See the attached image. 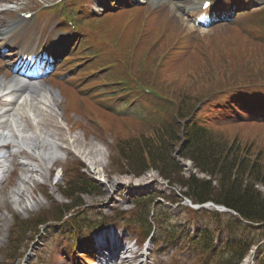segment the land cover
<instances>
[{
	"label": "rangeland",
	"instance_id": "1",
	"mask_svg": "<svg viewBox=\"0 0 264 264\" xmlns=\"http://www.w3.org/2000/svg\"><path fill=\"white\" fill-rule=\"evenodd\" d=\"M56 1L57 0H5L0 2V10H4L7 7L10 9L16 7L17 10L20 8L22 10H34L37 9V6L41 5V2L48 6L53 5ZM3 2L8 3V6L7 4L2 5L1 3ZM196 2L198 1L184 0L181 5L183 7H191ZM246 2L248 1L244 0L243 5ZM122 3L131 8H133V6L144 7V9H138V12L145 9L153 11L157 10L159 13H162V11L167 12L168 18L171 21L176 20L175 23L177 24V27H182L187 36L199 35L204 37L203 39L212 43L213 50L219 51L216 44L220 45V39H218V43L214 44L212 40L216 39V35L211 38L210 36L217 32V35L222 33L225 30L223 29V26L213 24L207 28L196 27L192 17L188 18V16H185V18H183V16L175 12L170 5L154 6L151 3H141V1L135 2L133 0H87V8H85L86 10L81 17H86L87 14L92 16L91 12L98 14L97 16L103 15L104 13L107 15L108 11L117 12V15L120 16V13H122V10H120L122 9ZM126 6L124 8H126ZM251 6V11L261 9L262 6H264V0H259L258 3L255 4L251 3ZM239 10L240 7L232 12V16H237ZM108 17L109 16H104L101 23H109L108 21L111 22L112 20ZM13 19H15V16L12 12L0 15L2 29L6 28V25L4 24L5 20H7V23H11ZM43 20H45V18H43L42 21ZM56 23V19L53 17H51L49 21L47 20L46 26L49 25V34L48 31L46 32L47 28L41 32L39 28L40 23L37 26H28V29H26L25 32L21 31L20 33H17L18 37L15 36L17 44L13 45V49L19 46V48L25 47L26 50L30 49V51H34L37 47L41 48L46 44L47 50L49 49V52L52 51L56 56L58 54V49H62V47L65 48L66 42H70L68 37H65L66 39L64 41L61 40L63 43L56 41L58 33L53 30ZM132 32V27H129L127 35H131ZM24 35L26 36V39L24 38ZM50 35L52 38L49 41ZM226 36L230 35L227 34ZM132 37L133 35L127 39V42H130ZM222 42L223 45L230 44L225 41ZM149 46L150 45L146 46V48L148 49ZM14 53H10L11 55L6 53L5 55L8 56L3 58L9 60V58H13ZM241 56L244 63L252 64L251 62H253V65L262 62L264 63V51L255 49L252 46L247 48L245 54L241 53ZM211 58L219 61L221 60L217 54L211 56ZM194 61L196 63L195 65L187 67L184 70V72H186V70H188V72H193V76H191L192 73L190 72L189 77L191 80H185V78H183L178 83L174 80L166 81L161 86L164 94L176 99L178 98V94H180L179 89L183 87L188 88L191 84L197 89L202 81L210 80L211 77H204L205 79L203 78L200 83H196L195 76L197 74H199V76L205 75V67L204 64L198 60L196 61V59H194ZM1 63L2 62H0V66H3V64L7 62L5 61L4 63ZM140 64L142 67V63ZM233 65V63L232 65H227L231 68V72L237 74L242 72V69L240 68L241 65L238 61L237 64ZM194 67L195 69L192 70ZM63 68H65L64 72L68 69L66 66ZM222 69H224L223 66ZM225 74L222 72V75ZM46 79H49V77H46L39 82L28 83V86L31 85V91H27L28 93L26 97L28 103L36 100L41 102L39 106L44 114V118H47V122L44 119L46 128L40 129L38 132H31L30 130L24 129L23 123L20 121H15L13 118H9V123L15 130L14 133H12L10 132L11 130L1 127V122L4 123V120L0 119V142L12 141L17 146H15L17 150L28 153V158L33 161L32 162L21 156V158H23L22 161L28 164V166L21 167V169L16 168L13 176H11V178L4 184L3 189L0 191V264H39L38 257H41L42 261H51L52 264H74L75 262L80 261L78 259V255H81L80 252L90 255L91 234L84 231L83 236L77 238V257L69 259L67 252L68 250L71 251L73 248V242L70 238V232L73 227L59 228L52 226V228H48L46 225L45 232L41 233L39 237H35L34 242L30 243V245H28V242L22 245L23 247L21 251L24 255L22 259L20 258V260L18 259L14 262H6V260H4V257L6 256L5 254L8 251L7 242L9 239V229L13 224V215L19 216V218L23 220H27L37 216L41 212H52L51 205L64 204L65 198L61 194V191H59V188L64 184V177L58 170L54 173V168L62 167L67 169L71 164L69 163L71 160L81 162L84 167L82 173L90 180L97 181L103 188L101 190L100 187L97 192L98 194L94 193L95 196H84L82 198L85 205L83 208L84 216L79 224H85L88 222L94 223L95 219L97 218L100 220L102 215L112 217L113 212L117 213L122 210L132 209V203L136 197L151 195L153 196L152 198L156 199V203H154L153 207L156 208V206H158L157 210L159 216L157 220H155L158 224L155 242L158 240L160 242L155 247H152L150 244H146V246L143 247L142 251L147 256V264H195L201 250L199 247H196L197 245L194 243V240L196 239L197 233L204 229L211 234L212 238L210 239L216 245V250L209 253L205 262L201 264H217L218 261L224 259V257L229 254V250L225 247L226 243L228 241L229 243L237 241L238 239H242L243 241L247 239L245 242L257 245L251 247L249 254L242 264L264 263V223H249L243 221L240 222V226H238L237 218L233 217L230 219L228 216L230 214L225 213H222V215L220 214V218L217 217L220 219V222L216 223L214 222V218L210 219L204 216L195 219L188 218L184 215V207L187 206V203L180 195V191L182 192L184 189L177 185L173 186L175 188L169 187L167 181L162 179V176L152 168H148L140 176H135L134 174L127 173L125 167H122L119 161L118 165L115 163L118 157V147L117 149H115V147L112 148L111 142L117 143L119 139L123 140L127 137L136 135L138 132L144 133V131H146L141 127L142 124L140 126L131 123L129 124L131 131H129L123 128V125H121L116 118L111 116L112 111L123 109L121 102L113 103L110 100L101 98L102 101L99 100L95 105L90 106L89 99L95 97H89L88 99L84 98L83 103H80L83 110L86 112H89V106L94 107L99 112L98 118L103 122L102 124L109 135V137H104L103 133L92 128V125H95L93 122H89L82 113H78L79 108L76 109L74 107L71 108V110H66L67 105L65 104V99L62 97L59 90L56 89L57 87H54L53 84H51V87L46 83ZM65 85L68 84L62 81L58 82V86L61 88ZM92 102L95 103V100H92ZM63 105L65 106L64 112ZM100 105L105 106L104 109H106L111 115L97 107ZM124 110L125 111H119L117 114L126 119L131 118V115L139 112V109H133V107L130 106L126 107ZM67 111L69 112L67 115L69 125H67L62 119L63 113L66 115ZM33 113L31 112L29 116L36 120V116ZM212 114H214L216 118H219L208 120L211 128L214 127L215 130H219L217 135L218 138L225 141H231L236 135L238 139H241V142L253 141L254 145H264V141H262L264 139L263 122H248L246 120L235 121L227 119V117H222L219 112H214ZM199 115L200 117H205L206 114L201 112ZM207 117L209 118L208 115ZM257 138H259V140ZM39 145H42L46 150V155H48L53 149L60 150V148L61 153L66 154V152L73 151L74 155L68 156L70 157L69 162L67 161L65 164L64 161L63 163L58 162L53 169H49V159L46 157L43 159L46 155H43L42 151H40V154L38 153L37 160L32 158L34 148ZM252 150H255L253 153H256L259 148H256L255 146ZM5 151L9 152L7 150ZM174 157L178 160V163L182 168L181 174L183 177L188 178L191 175H195L200 179L204 178L205 180H209L210 177L198 172L189 160L181 159L180 157L177 158L176 155ZM18 158H20V156ZM17 171L21 172V177L27 180L26 183L14 182L17 178ZM215 183L216 182L213 181V184ZM258 190L264 195V186L259 184ZM6 197H8L9 200L4 201ZM180 200L181 202H176ZM207 211L211 213L215 212L211 207L207 208ZM173 228L182 229L183 236L176 235L177 240L168 242L166 238L167 235H169L168 231ZM29 236L30 235H28L26 239H28ZM132 236L134 237V235ZM85 239L86 241L88 240L89 244H85ZM165 241H167L165 244H160ZM85 245L88 247L86 246L87 248H83ZM36 253L38 255L37 260L36 257L34 258Z\"/></svg>",
	"mask_w": 264,
	"mask_h": 264
},
{
	"label": "trees",
	"instance_id": "2",
	"mask_svg": "<svg viewBox=\"0 0 264 264\" xmlns=\"http://www.w3.org/2000/svg\"><path fill=\"white\" fill-rule=\"evenodd\" d=\"M101 30L97 29V31ZM202 46L204 44L200 43L199 48ZM136 50L137 53H141L140 46ZM205 50L207 53L199 51L198 56L190 59L189 66L186 65L185 68L195 65L194 59H196L205 67V75L197 74L195 76L196 83H200L204 77H211L210 80L202 81L197 89L193 84L188 88L179 89L178 98H173L179 104L178 109L173 110L176 118L172 113H169L168 118L164 119L161 124L153 126L144 124L141 126L146 130L144 133L138 132L134 136L123 140L119 139L117 143H114L115 149L118 147V157L115 163L118 165L119 161L127 173L135 176H140L148 168H152L167 180L170 186L177 185L184 189L181 194L195 203L212 201L235 211L243 220L264 223V195L258 190L259 184L264 186V145H259V147L257 144L254 145L253 141L241 142V139H238L236 135L231 141L222 140L217 137L219 130L204 124L198 125L194 120L185 122L184 127L180 123L181 120L193 116L196 107L210 100L216 90L225 88L227 85L236 86L260 82L259 78H264V67L260 71L258 69L261 65L264 66V63H255L256 65H253V62H251L252 64L244 63L242 56L240 59L234 58L228 48L225 49L224 57L215 53L213 49L205 48ZM245 52L246 49L242 54ZM236 53L241 55V50H237ZM215 54L221 59L220 61L211 58ZM237 61L242 69L239 74L231 72V68L227 66L232 63L235 65ZM144 65L153 67L150 61ZM249 66L252 67L247 70L246 68ZM194 69L195 67L192 70ZM184 70L180 74H173L171 79L160 78L166 81L174 80L176 83L183 78L191 80L189 77L191 71L184 72ZM222 72L227 74L222 75ZM191 73L193 76V72ZM229 75L230 77H225ZM166 81H162L161 84L163 85ZM180 132L183 139L179 136ZM257 139L259 140V138ZM253 146L259 148L256 153H253L255 152L252 150ZM175 155L177 158L189 160L198 172L210 177L209 180L200 179L195 175L188 178L183 177L182 168L178 160L175 159ZM213 181L216 183L213 184ZM98 190L97 184L77 168L73 174L68 176L64 187L61 188V194L65 198L63 205H51L52 212H41L29 221H20L17 218V227L11 232L6 260H15L27 234H34L39 225L50 220L59 221L65 213L80 208L84 205L82 198L95 196L94 193H97ZM151 202V199H147L138 204L139 207L141 206V211L143 210L141 213L145 214V220L148 218ZM148 227L149 232L151 227ZM211 248L212 245L208 246L207 250ZM233 248L232 253H234L235 259L233 264H236L247 253L248 248L246 247L238 256L236 253L242 250L243 246L240 247L239 244H236Z\"/></svg>",
	"mask_w": 264,
	"mask_h": 264
},
{
	"label": "bare ground",
	"instance_id": "3",
	"mask_svg": "<svg viewBox=\"0 0 264 264\" xmlns=\"http://www.w3.org/2000/svg\"><path fill=\"white\" fill-rule=\"evenodd\" d=\"M145 1L153 4L154 6L162 5L165 3L172 4L173 10L179 13V15L183 16V18H185V16L189 17L190 14L192 13L191 7L181 6L182 4L180 3L181 0H145ZM24 27H25V23L20 22V23L14 24L13 27L7 30L0 32V41L4 39H7L9 41V39L11 38L12 31L14 30L20 31ZM0 86H2V83L0 84ZM22 88L24 89L23 91L31 89V87L29 86L27 87L23 86ZM9 93H12V92H9ZM25 94L26 93H21V95L18 97V100H16V102L14 103H11L10 101H8L9 99L7 98V96H3V95L0 96V119L4 120V123L1 122L2 124L1 127H4L14 132L15 130L13 129V126L9 123V118H13L15 121H20L21 123H23L24 129L30 130L31 132H38V130L46 128L45 120L47 118H44V114L42 113V110L39 106L41 102L36 100L34 102L28 103L26 100L27 96ZM11 105L13 106L11 107ZM38 111L40 112V114ZM31 112L32 113L34 112L33 114H35L36 120L32 119L33 117L29 116ZM34 150H37V151L44 150V152L46 151L42 145L35 147ZM2 185L3 184L0 183V187H1L0 191L2 189ZM6 200H9V198L6 197L4 201Z\"/></svg>",
	"mask_w": 264,
	"mask_h": 264
},
{
	"label": "snow or ice",
	"instance_id": "4",
	"mask_svg": "<svg viewBox=\"0 0 264 264\" xmlns=\"http://www.w3.org/2000/svg\"><path fill=\"white\" fill-rule=\"evenodd\" d=\"M208 5H205V7H207Z\"/></svg>",
	"mask_w": 264,
	"mask_h": 264
}]
</instances>
